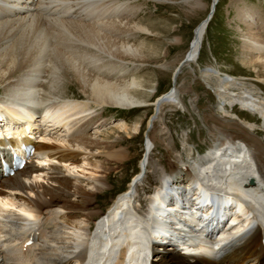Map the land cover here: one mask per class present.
<instances>
[{
    "label": "bare ground",
    "instance_id": "obj_1",
    "mask_svg": "<svg viewBox=\"0 0 264 264\" xmlns=\"http://www.w3.org/2000/svg\"><path fill=\"white\" fill-rule=\"evenodd\" d=\"M215 1L217 5L211 18L213 20L221 0L211 2L209 15L194 31L195 35L187 53H191L188 58L192 55L193 60L185 62L182 73L184 69L193 70V66L199 67L211 22L206 29L204 27L211 16ZM183 3L193 11L204 6L202 0H184ZM125 8L126 6L120 5V0H0V85L4 90L3 96H0V153L3 151L0 154V199H6L0 205V264H98L99 261V264H128L125 255L129 243L126 245L120 240H114L111 247H104L103 253L97 248L95 256L92 255L93 245L97 239L101 240L102 235L114 238L119 233L118 228L122 224L127 226L130 219H134L133 223L137 226L150 221L152 194L149 195L151 192L148 194L146 191L147 193L142 195L141 183L147 178L150 171L148 169L151 167L160 174L158 186L153 193L164 189L165 199L169 201L171 195L167 194V190L172 186L175 189L173 195L180 194L188 207L185 208V213H182L184 216L180 214L167 217L169 220L179 221L177 224L181 225L183 230L175 229L176 232L170 240L151 238L152 248L143 250L139 264H264V143L254 137L245 126H226L220 123L224 139L214 144L207 155L183 163L187 171L185 176L174 173L167 175L168 173L158 167L151 166L154 144L149 141L144 151L145 158L140 163L143 173L140 171L141 173L133 178L129 188L115 199L107 213L101 215L91 211L94 204L92 198H95L96 203H100L97 201V194L104 189L98 185H101L98 176L106 173L108 182L111 172L123 169L131 155L126 149L117 150L119 142L104 146V141L89 140L83 133L75 137V129L93 115L92 110L95 107L102 110H134L147 107V100L151 98L140 89L139 78L116 83L113 74L115 67L110 61L104 60L105 57L119 58L121 61L145 57V46H132L126 40L121 43L113 39L111 34L108 36L110 31H121L124 24L123 20L110 21V9L120 19L133 18V13L128 17L125 15ZM240 16L248 18L249 23L253 19L249 10H244ZM133 31L136 34L152 33L141 21L133 25ZM261 37L252 38L248 48L251 55L256 53L255 60H250L251 65L264 68V48H257ZM79 50L87 53V61L77 64L75 58L78 55L74 57V53L69 52L77 54ZM97 50L105 51L106 56L100 57ZM187 55L174 70L172 80ZM47 61L50 63L48 76L39 81ZM200 75L206 88L218 97L221 113L226 114L228 106H239L242 112L260 118L264 128V99L255 98L256 96L248 90L242 94L232 93V87L242 88V85L230 76L221 77V72L217 69H200ZM120 78H123L122 75ZM213 78H216V83ZM62 79L68 80L64 87L66 89L72 82L77 83L85 99L64 95L63 99L60 97L62 100L59 98V101L48 103L42 108L29 106L20 96L18 99L19 91L27 86L28 82L35 83L31 91L40 87L49 93L58 89ZM178 80H173L175 83L168 92L158 97L154 103H148V106L150 104L158 112L169 106L184 109ZM235 116L239 120L253 123L239 114ZM99 120L95 124H98ZM141 122H136L133 127L126 123L119 124L118 131L125 132L128 136L138 135L142 127ZM52 131L56 132V138L51 136ZM256 134L263 135L262 131ZM69 136L73 138V144L66 140ZM39 138L40 141L37 140ZM50 141L60 145L49 144ZM18 143L34 146L35 153L30 159L33 165L28 162L19 174L4 182L2 178L7 174L4 173L1 161L10 159L11 153L19 147ZM69 147H77L90 153L97 151L106 157L109 168L105 169L97 161L90 163L87 154H75ZM55 160L63 166L65 173L75 171L80 174L76 170L89 172L87 175L81 174L88 177L90 183L83 186L84 181L78 178L75 183L80 185L72 183L68 178H49L48 170ZM115 165L118 167L113 168ZM104 170L110 171V174L107 175ZM51 179L69 191L63 192L64 195H56L41 185L43 181ZM202 186L228 194V203L231 206L224 217L213 218L200 231L201 226L193 225L187 217L192 214L193 217L200 216L203 204L200 203L197 192ZM37 188L43 189V194L38 192ZM234 192L235 197L241 200L240 203L231 197ZM23 194L34 196L36 200H29ZM70 195L76 198V201L68 200ZM48 196L50 200L46 201L44 198ZM143 199L146 207L143 206ZM232 204L238 207L241 214L234 217V224L226 236H220L215 241L217 235L227 228L228 222L223 223L224 218L229 215L233 218ZM134 228H127L132 238ZM202 236L206 237V242H200L186 254L179 250L180 243L188 240L194 242L193 237L201 239ZM136 257V254L133 255L132 260L138 264Z\"/></svg>",
    "mask_w": 264,
    "mask_h": 264
},
{
    "label": "rangeland",
    "instance_id": "obj_2",
    "mask_svg": "<svg viewBox=\"0 0 264 264\" xmlns=\"http://www.w3.org/2000/svg\"><path fill=\"white\" fill-rule=\"evenodd\" d=\"M183 1L120 0V5L126 6V10L124 11L125 15L128 17L130 13H133V18L120 19L112 9H110L111 12L109 11V15L112 16L110 21L122 22L121 20H123L124 24L121 31L118 33L116 32L117 30L112 31L113 33L110 31L108 36L111 34L113 39L121 41V43L126 40L132 46H145L146 53L143 55L145 57L136 60L128 58L121 61L119 58H106V52L102 50H97V54L100 57H105V62L110 61L111 65L115 67L113 74L115 75L114 81L116 83H122L125 79L132 80L139 78L141 80L140 89L142 88V92L151 96L149 100L146 99L148 103H154L158 97L166 94L174 85V79L172 80L173 72L187 55L190 43L195 35L194 31L209 15L213 0H202L204 4L203 8L200 10L196 9V11H193L188 5H185ZM219 4L206 33L207 35L202 48L203 51L198 63L199 67L193 66V70L184 69L183 73L177 78V80L179 79L178 90L180 98L185 105L184 109L169 106L162 108L158 112L150 104L148 106V103L147 107L134 110H120L116 108L102 110L99 107H95L92 110L93 115L82 121L78 128L75 129L76 132L74 134L72 133L75 137L83 133L84 137L89 140L104 141V146H108L111 142H119L120 144L117 143V150L126 149L131 155V159L127 161L123 168L125 171L123 169L114 170L110 174V171L107 172L104 170L107 172V175L110 174L108 182L106 180V173L98 176L99 182L101 183V185H98L103 186L104 189L101 193L97 194V201L100 203H96L95 198H92V201H94L93 207L91 208L92 212H98L101 215L107 213L115 199L124 194L129 188V183L133 178L139 173H143L140 170V163L145 158L144 151L149 141L155 145H153L154 150L151 154V166L158 167L161 171L168 173L167 175L174 173L179 176H185L187 174L186 166L184 167L183 163L192 162V160L195 161L200 156L207 155L214 144L218 143L220 139H224L222 136L223 127H221L224 124L226 126L237 124L243 127L245 126L250 129L254 137L264 143V128L261 119H257L251 114H247V112H242L239 106H228L227 113H221L218 107V97L213 91L206 88L200 75V69H217L221 72V77L229 78L230 76L234 81L236 79V82L240 86L242 85V88L232 87V93L242 94L243 91L248 90L256 96L255 98L264 99V68L258 67V65L257 67L251 65L250 62L255 60L256 53L251 55L248 48L253 41L252 38H256V36H262L260 38L261 43L257 44V48H264V0H221ZM244 10L251 11L253 19L250 23L248 22V18L240 16ZM140 21L152 33L144 32L136 34L133 31V25ZM125 25L126 27H124ZM69 53H74V57L78 55L75 58L77 64L78 62L83 63L84 60L87 61V56L85 55L87 53L85 51L82 52L79 50L77 54L71 51ZM48 61L44 67V73H40L41 77L39 76V81L44 80L42 77L48 76V70L50 69V63ZM121 75L123 78H120ZM123 75H126V77ZM67 81L66 79L60 80L59 84L61 85L58 86V89H53V93H51L52 91L48 93L40 87H37L38 91L33 90V92L31 88H33L35 83L32 81L30 83L28 82L26 84L27 86L22 87L21 92L19 91L20 95H18V99L20 97V99L24 98L29 106H35L36 108H42L48 103H54V101L57 102L64 95L85 99L77 83L72 82L73 84H70L68 89L64 88L66 87V83H68ZM213 81L216 83V78H213ZM64 90L66 92L63 93ZM3 94L4 90L0 85V96H3ZM61 98L59 100L63 99ZM235 114L244 116L242 118L246 117L253 123L246 122L243 119L239 120ZM95 119H100L98 124H95L97 121ZM136 122H141L142 125L138 135L131 134L128 136L125 132L121 133V131H118L119 124L126 123L130 127H133ZM259 131H262V136L256 134ZM51 136L56 138V132L52 131ZM37 140L40 141V138ZM66 140L72 143L73 138L69 136ZM50 143L56 144V146L60 145V143L55 141H50ZM69 150L75 154H87L90 157V163L97 161L105 169L109 168L106 157L98 154L97 151L90 153L89 151L79 150L77 147H69ZM0 159H2V156H0ZM55 161L52 163L53 165H51L50 170H48L50 174L49 178L52 177L53 179V177L59 176L68 178L72 183H75V179L78 178L80 181H84L82 183L83 186L86 183H90L88 177L83 175H87L89 172L76 170L80 174H77L75 171L65 173L63 166L57 160ZM29 165H33V163L31 162ZM112 167H118V165ZM87 168L92 169L91 167ZM148 170L150 171H148L147 178L141 183L142 195L147 192L148 194L151 192L149 195L153 194L154 189L158 186L160 174H157L152 167ZM19 172H16V174H19ZM16 174L2 178V181L6 182L8 179L14 178ZM52 179L50 181H43L41 185L56 195L69 191L68 189L65 190L59 184L54 183ZM37 191L42 193L43 189L39 188ZM23 196L32 201L36 200L34 196L26 194H23ZM44 199L48 201L50 197L48 196ZM68 200L76 201V198L70 195ZM143 203V206L146 207L144 199Z\"/></svg>",
    "mask_w": 264,
    "mask_h": 264
},
{
    "label": "water",
    "instance_id": "obj_3",
    "mask_svg": "<svg viewBox=\"0 0 264 264\" xmlns=\"http://www.w3.org/2000/svg\"><path fill=\"white\" fill-rule=\"evenodd\" d=\"M217 3V1H215L213 4V11L211 12V16L207 19V21H206V25H205V27H204V29H206L207 28V26L210 24V22H211V18H212V16H213V12L215 11V8H216V4ZM191 53H189L188 55H187V57H186V59L184 60V62L182 63V66L177 70V72L175 73V75H174V80H176L178 77H179V75L182 73V67L185 65V62L186 61H188V60H193V58H192V55L188 58V56L190 55ZM253 183V182H252Z\"/></svg>",
    "mask_w": 264,
    "mask_h": 264
}]
</instances>
